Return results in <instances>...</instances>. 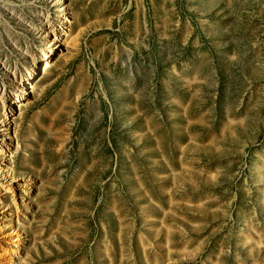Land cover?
<instances>
[{
    "label": "rangeland",
    "instance_id": "obj_1",
    "mask_svg": "<svg viewBox=\"0 0 264 264\" xmlns=\"http://www.w3.org/2000/svg\"><path fill=\"white\" fill-rule=\"evenodd\" d=\"M0 89V264H264V0H0Z\"/></svg>",
    "mask_w": 264,
    "mask_h": 264
},
{
    "label": "bare ground",
    "instance_id": "obj_2",
    "mask_svg": "<svg viewBox=\"0 0 264 264\" xmlns=\"http://www.w3.org/2000/svg\"><path fill=\"white\" fill-rule=\"evenodd\" d=\"M46 20V19H45ZM45 22V21H44ZM43 25H44V23H43ZM43 25H39V27L40 28H43ZM45 26V25H44ZM43 30H45V32H48V31H51L53 34H55V30H54V28H52L51 26H47L46 25V27H45V29H43ZM7 63V62H6ZM6 63H4V64H6ZM9 66V65H8ZM7 66V67H8ZM8 68H11V67H8ZM17 69V68H16ZM12 74H13V76L15 77V75H16V71H15V65L13 66V69H12ZM31 73V72H30ZM20 76H21V73L19 72L18 73ZM33 74H34V72H33ZM30 76H31V74H30ZM20 80H18V82L16 83V84H12L11 86L13 87V89L15 90H13V92L15 93L16 91L17 92H24L25 90H24V85H23V83L21 82V77L19 78ZM2 89H0V99L1 100H3V96H2ZM3 102V101H2ZM22 102L21 101H19V104H21ZM6 115V114H5Z\"/></svg>",
    "mask_w": 264,
    "mask_h": 264
}]
</instances>
